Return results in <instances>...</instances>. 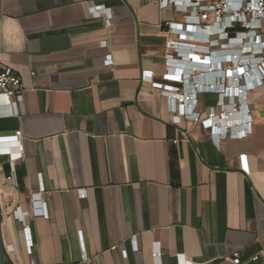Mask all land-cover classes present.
I'll list each match as a JSON object with an SVG mask.
<instances>
[{"label":"crops","instance_id":"0c3cea01","mask_svg":"<svg viewBox=\"0 0 264 264\" xmlns=\"http://www.w3.org/2000/svg\"><path fill=\"white\" fill-rule=\"evenodd\" d=\"M91 7L107 9L112 26ZM169 20L184 15L159 0H0V65L23 85L18 114L0 116V136L21 130L23 145L12 181L0 151L8 264H232L236 251L264 264V82L228 117L238 131L251 113L245 136L216 144L208 110L221 97L203 87L210 74L196 77L200 120L177 121L154 85H181L163 76L188 67L166 63Z\"/></svg>","mask_w":264,"mask_h":264},{"label":"built area","instance_id":"2783aa9c","mask_svg":"<svg viewBox=\"0 0 264 264\" xmlns=\"http://www.w3.org/2000/svg\"><path fill=\"white\" fill-rule=\"evenodd\" d=\"M159 4L161 7L173 6L184 15L182 22L172 20L165 22L168 30L176 35V38L166 42L168 48L166 63L169 65L175 61L180 64V60H186L188 67L185 69L177 65L176 73L167 72L163 78L174 79L181 85L154 81V85L164 87V91L168 92L174 101L173 109L180 113L175 116L176 120L180 121L181 115L195 121L200 120V113L195 111L193 101L196 99L195 92L204 87L206 90L217 92L221 97L218 104L210 106L208 110L216 144L220 146L221 140L227 136L247 135L252 123L250 112L237 120L239 123L237 127L240 129L238 131H234V126L229 123L228 117L241 111L240 107L249 88L264 82V0H159ZM93 8L95 7H91L92 13L96 16L103 15L105 23L111 27L110 12L102 8V13ZM222 40L225 43L220 44ZM214 47H218L217 51L222 52V56H214L216 50ZM215 58L219 59L214 63ZM252 71L257 74L255 82L245 83L246 77ZM148 73L147 77L153 78V73ZM207 74H210L212 79L203 87L199 86L196 77ZM185 86L190 88L186 89ZM22 99L23 85L20 74L10 66L0 65V105L7 106V110L0 112V116L17 115ZM223 119L227 121L220 128L221 133H218L217 126ZM21 136V130H17L13 135L0 136V151L10 156L12 164L11 174L7 177L10 181L14 179L13 161L23 158ZM7 142L16 144L18 150L13 152L7 147ZM43 191L42 188L40 192ZM78 195L84 198L87 192L85 189H80ZM35 197L36 194H33V199ZM40 204L43 205L40 207L41 214L48 217L42 199ZM20 220L24 224L29 252L32 254L34 242L31 225L24 216ZM124 254H126L125 250ZM154 255L160 256V250L156 249ZM258 257L255 255L253 259L256 260ZM230 260L232 264H243L238 251L234 252ZM32 264H36L34 260Z\"/></svg>","mask_w":264,"mask_h":264},{"label":"water","instance_id":"95a60500","mask_svg":"<svg viewBox=\"0 0 264 264\" xmlns=\"http://www.w3.org/2000/svg\"><path fill=\"white\" fill-rule=\"evenodd\" d=\"M0 264H8L6 259V246L2 234V208L0 204Z\"/></svg>","mask_w":264,"mask_h":264}]
</instances>
